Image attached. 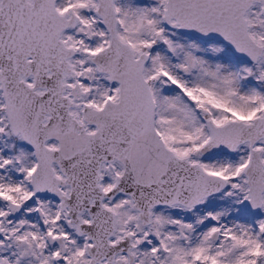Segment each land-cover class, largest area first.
<instances>
[{
  "label": "snow or ice",
  "instance_id": "obj_1",
  "mask_svg": "<svg viewBox=\"0 0 264 264\" xmlns=\"http://www.w3.org/2000/svg\"><path fill=\"white\" fill-rule=\"evenodd\" d=\"M0 264H264V0H0Z\"/></svg>",
  "mask_w": 264,
  "mask_h": 264
}]
</instances>
